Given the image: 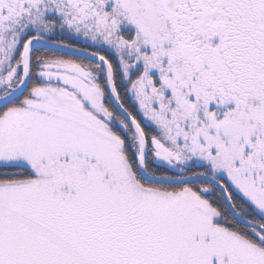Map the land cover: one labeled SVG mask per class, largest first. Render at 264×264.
Instances as JSON below:
<instances>
[{"label": "snow or ice", "instance_id": "obj_1", "mask_svg": "<svg viewBox=\"0 0 264 264\" xmlns=\"http://www.w3.org/2000/svg\"><path fill=\"white\" fill-rule=\"evenodd\" d=\"M0 264H264V0H0Z\"/></svg>", "mask_w": 264, "mask_h": 264}]
</instances>
